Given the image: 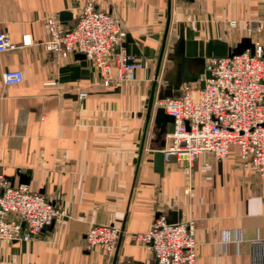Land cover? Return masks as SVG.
I'll return each instance as SVG.
<instances>
[{"label":"crops","instance_id":"crops-1","mask_svg":"<svg viewBox=\"0 0 264 264\" xmlns=\"http://www.w3.org/2000/svg\"><path fill=\"white\" fill-rule=\"evenodd\" d=\"M89 2L119 20L122 46L143 65L134 81L106 87L92 61L39 45L47 16L68 13L66 23L59 21L72 27ZM246 20L264 22V0H0V32L18 45L25 34L33 41L0 53V173L66 214L35 239L0 241V264H113L116 252L117 261L153 264L134 236L148 232L158 215L194 222L195 264H254L253 242L264 240V180L240 163L236 148L223 160L203 154L191 165L170 156L156 172L154 153L166 148L173 124L158 137L153 117L147 122L163 45L162 71L170 69L166 58L180 37L185 57L205 65L247 38ZM9 69L22 72L20 84H3ZM167 86L159 97L180 95L181 86ZM99 224L120 230L112 258L85 242Z\"/></svg>","mask_w":264,"mask_h":264},{"label":"built area","instance_id":"built-area-1","mask_svg":"<svg viewBox=\"0 0 264 264\" xmlns=\"http://www.w3.org/2000/svg\"><path fill=\"white\" fill-rule=\"evenodd\" d=\"M236 25V21L229 22L230 27ZM244 28L254 46L253 54L246 51L233 57L208 58L205 71L210 77L202 78L203 89L199 82L184 83L179 96L159 97L158 79L153 105L163 108L174 120L168 144L162 151L165 160L174 156L191 165L203 154L223 160L236 148L240 163L264 180V41L260 37L264 36V22L246 20ZM43 30L46 37L39 45L45 52L63 58L71 53L84 56L93 62L106 87L134 81L136 72L143 68L122 46L125 32L117 17L96 9L91 2L84 6L74 26L65 27L50 15L45 18ZM31 45L29 34L23 35L18 45L6 32H0V53ZM1 78L4 85L15 86L23 81V74L9 69ZM84 96L81 93L80 97ZM1 135L0 122V138ZM65 216L64 210L27 185H12L0 173V241H30ZM119 238L117 227L99 224L89 229L85 242L90 249H99L112 258ZM230 240L229 233H223V241ZM134 241L151 253L153 264H195L197 258L192 220L168 224L159 216L148 232L135 235ZM234 241H242L241 231L234 233ZM252 258L254 264H264V240L253 242ZM116 264L144 263L120 260Z\"/></svg>","mask_w":264,"mask_h":264},{"label":"water","instance_id":"water-1","mask_svg":"<svg viewBox=\"0 0 264 264\" xmlns=\"http://www.w3.org/2000/svg\"><path fill=\"white\" fill-rule=\"evenodd\" d=\"M70 15L68 13H60L59 20L66 23L69 20ZM169 28V23L166 28L165 36L167 35ZM183 37H180L178 45L174 48V53L169 54L166 58L167 61H170L171 67L166 71H162V58L164 55V45L161 50L160 58L158 61L156 74L152 82L149 104L147 109V122L153 117V123L158 130L157 136H164L167 132V125L173 124V118L167 115L163 108H153V101L155 93L158 87V79L161 78L163 82L168 83L167 88L178 90L179 87L184 83H197L199 82L201 89L204 88L203 77L208 79L210 73L205 71L204 61L201 59H191L187 58L184 55V42ZM246 51H249L250 54H253L254 46L250 38H243L240 43L231 49L229 57L238 56ZM84 57V56H83ZM165 141L161 143V146H165ZM165 162V156L162 150H157L154 153V168L156 172L162 173L163 165ZM159 217V215L157 216ZM156 217V218H157ZM166 219L168 224L177 223V218L175 215H172L170 219ZM119 244V243H118ZM117 262V252L113 258V264Z\"/></svg>","mask_w":264,"mask_h":264},{"label":"rangeland","instance_id":"rangeland-1","mask_svg":"<svg viewBox=\"0 0 264 264\" xmlns=\"http://www.w3.org/2000/svg\"><path fill=\"white\" fill-rule=\"evenodd\" d=\"M159 84H160V88H159V94L160 93H162V94H164V90H161V89H163L164 88V82L162 81V79L160 78V82H159ZM158 84V85H159ZM165 96V95H164Z\"/></svg>","mask_w":264,"mask_h":264}]
</instances>
